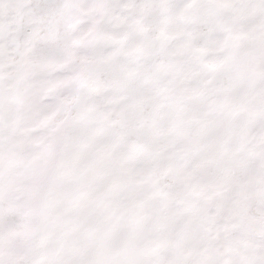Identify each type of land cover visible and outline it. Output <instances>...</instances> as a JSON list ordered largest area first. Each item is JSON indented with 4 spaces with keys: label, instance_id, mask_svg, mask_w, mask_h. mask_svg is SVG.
<instances>
[{
    "label": "snow or ice",
    "instance_id": "1",
    "mask_svg": "<svg viewBox=\"0 0 264 264\" xmlns=\"http://www.w3.org/2000/svg\"><path fill=\"white\" fill-rule=\"evenodd\" d=\"M0 264H264V0H0Z\"/></svg>",
    "mask_w": 264,
    "mask_h": 264
}]
</instances>
